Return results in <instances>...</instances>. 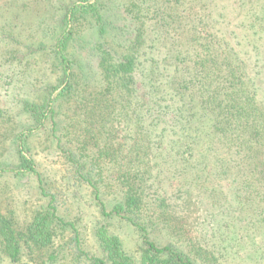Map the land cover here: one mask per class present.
<instances>
[{
  "label": "trees",
  "instance_id": "1",
  "mask_svg": "<svg viewBox=\"0 0 264 264\" xmlns=\"http://www.w3.org/2000/svg\"><path fill=\"white\" fill-rule=\"evenodd\" d=\"M46 1L58 22L0 50L39 123L16 133L19 161L0 163V182L37 175L48 198L24 219L0 194V264H264V0ZM40 59L56 82L24 103ZM65 97L75 148L58 126ZM47 123L69 182L92 193L94 226L83 209L65 216L27 154Z\"/></svg>",
  "mask_w": 264,
  "mask_h": 264
},
{
  "label": "rangeland",
  "instance_id": "2",
  "mask_svg": "<svg viewBox=\"0 0 264 264\" xmlns=\"http://www.w3.org/2000/svg\"><path fill=\"white\" fill-rule=\"evenodd\" d=\"M59 1L54 0L52 3L55 4V2ZM61 12L62 9L53 15V8L48 5L46 0H0V50L3 48V41L11 39V37L21 40L26 39L31 34V25L37 26V24L46 19L58 22ZM19 25L20 27H17ZM43 26H45V22ZM17 30L23 32L17 33ZM21 49L24 53L28 52L32 47L26 42L21 45ZM23 53L17 54L16 52L15 54L19 57L18 55ZM38 61V67L30 74L26 73L22 81V83L26 84L30 80L27 86L23 85L22 87L23 91L21 92L23 93L21 95L25 99L24 103L33 104L37 102L40 97H44L49 90L48 88L53 87L56 82L55 73H51L46 68V65L40 67L45 60L40 59ZM8 75L19 76L15 66H10L7 60H3L0 62V84L3 85L0 86V107L4 109L6 116L8 111H6L5 107H10L14 112L6 118L5 122L0 117V127L6 133L0 138V163L6 162L14 167L19 161L20 154V147L16 143V133L22 127H26V130L31 127L37 128L39 123L37 124L33 118L22 113V103L20 101L22 97L17 95L16 90L14 91V83L11 85L5 83ZM17 80L16 78V85L18 84ZM56 92H59V89ZM59 104V113H61L59 114L61 116V121L58 125L59 131L64 132L65 137H70L71 144L75 148L79 139L78 134L81 133L77 127L81 125L77 122V108L74 102L72 104L66 97L60 98ZM40 128L39 130L34 129L35 133L29 137L27 145L29 152L27 154L30 153L36 159L38 171L42 174L46 188L48 187L50 192L57 194L58 200L56 203L60 204V209L65 216H69V213H71L70 216H75L79 209H83L84 211L81 212L86 213L85 220L88 224L94 226L98 221L94 215L93 207L90 205L92 203L90 189L83 187L81 191H77L78 186H73L69 182L73 172L68 168L57 146V139L53 135L50 123ZM38 178L37 175L16 176L12 174L8 180L2 179L0 182V194L6 196V199L2 202V209L4 210L7 207V200H12L13 205L17 208V214L27 219L36 205L45 204L48 198L43 196L41 183H39ZM4 261L3 264H11L10 260L5 259Z\"/></svg>",
  "mask_w": 264,
  "mask_h": 264
}]
</instances>
